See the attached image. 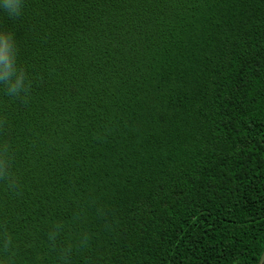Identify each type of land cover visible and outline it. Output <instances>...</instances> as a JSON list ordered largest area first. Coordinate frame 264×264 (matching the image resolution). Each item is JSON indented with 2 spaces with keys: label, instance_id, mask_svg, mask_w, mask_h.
Instances as JSON below:
<instances>
[{
  "label": "trees",
  "instance_id": "16d2710c",
  "mask_svg": "<svg viewBox=\"0 0 264 264\" xmlns=\"http://www.w3.org/2000/svg\"><path fill=\"white\" fill-rule=\"evenodd\" d=\"M0 31L31 85L0 84V264L261 263L264 0H23Z\"/></svg>",
  "mask_w": 264,
  "mask_h": 264
},
{
  "label": "clouds",
  "instance_id": "9594fccd",
  "mask_svg": "<svg viewBox=\"0 0 264 264\" xmlns=\"http://www.w3.org/2000/svg\"><path fill=\"white\" fill-rule=\"evenodd\" d=\"M0 9L7 15L18 17L23 9V0H0ZM18 47L15 33L12 31H0V84L4 86L5 94L10 97H20L23 93L25 98L30 91V82L26 71L17 64ZM4 124L0 120V127ZM12 157L7 144L0 145V179L10 176ZM53 233L50 238L54 239ZM87 239V238H85ZM11 237H6L3 242L5 252L9 250ZM10 264V262H9Z\"/></svg>",
  "mask_w": 264,
  "mask_h": 264
},
{
  "label": "rangeland",
  "instance_id": "374dc122",
  "mask_svg": "<svg viewBox=\"0 0 264 264\" xmlns=\"http://www.w3.org/2000/svg\"><path fill=\"white\" fill-rule=\"evenodd\" d=\"M260 264H264V257H263V259H262V261H261V263Z\"/></svg>",
  "mask_w": 264,
  "mask_h": 264
}]
</instances>
